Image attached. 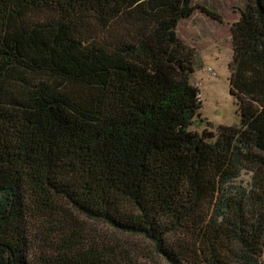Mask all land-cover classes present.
<instances>
[{
	"label": "trees",
	"instance_id": "trees-1",
	"mask_svg": "<svg viewBox=\"0 0 264 264\" xmlns=\"http://www.w3.org/2000/svg\"><path fill=\"white\" fill-rule=\"evenodd\" d=\"M194 11L0 0V264L263 256L264 0L232 27L241 122L216 132L194 128L195 52L177 32Z\"/></svg>",
	"mask_w": 264,
	"mask_h": 264
},
{
	"label": "rangeland",
	"instance_id": "rangeland-1",
	"mask_svg": "<svg viewBox=\"0 0 264 264\" xmlns=\"http://www.w3.org/2000/svg\"><path fill=\"white\" fill-rule=\"evenodd\" d=\"M246 3L247 0H195L193 14L178 24V34L195 52L193 82L203 102L201 120H206L195 124L200 132H216L221 125L241 122L236 98L230 92L229 65L233 58L232 27ZM252 264H264V254Z\"/></svg>",
	"mask_w": 264,
	"mask_h": 264
}]
</instances>
